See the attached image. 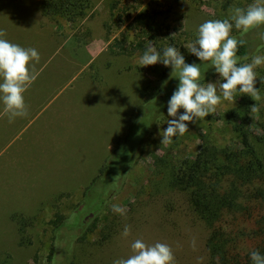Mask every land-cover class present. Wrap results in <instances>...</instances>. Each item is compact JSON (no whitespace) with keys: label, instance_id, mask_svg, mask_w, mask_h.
<instances>
[{"label":"rangeland","instance_id":"374dc122","mask_svg":"<svg viewBox=\"0 0 264 264\" xmlns=\"http://www.w3.org/2000/svg\"><path fill=\"white\" fill-rule=\"evenodd\" d=\"M126 1L90 0L86 15L71 25L64 20L52 22L43 18L39 10L41 0H0V28H10L15 32L20 27L21 32L35 35L34 38L45 42V46H52L51 41L56 42L53 45H61L70 58L75 57L79 63L85 64V80L96 82L99 86L94 91H86L79 100L84 108V119L80 116L78 125L79 135L70 136L68 143L62 145L64 152L54 155L53 168L46 170L47 174L51 172V176L38 177L36 183L22 193L21 199L0 200V262L7 258L11 264H32V258L37 254L40 264H45L52 237L51 221L55 214L68 216L72 212L81 201L87 183L103 165L142 102L150 100L162 86L160 72L170 66L158 63L157 73H152L138 63L144 52H150L148 47L140 46L129 56L118 55L111 50L117 37L113 30L116 11L112 6L115 3H118L115 7L122 6ZM253 2L231 0L229 7L222 10L224 0H141L137 12L123 27L132 41L134 32L131 25H141L147 12L155 9L161 13L160 20L167 18L171 25L181 28L185 33L181 41L187 55L193 56L187 45L197 39L199 25L208 20L230 19L233 8H246ZM262 32L264 25L247 33L233 26L231 36L246 43V53L238 56V63L250 62L255 55H264V41L259 39ZM185 63L200 65L199 82L202 85L220 79L210 61L201 62L194 56ZM255 71V86L261 96L259 101L239 92L234 101L224 100L221 96L214 112L189 123L188 132L177 134L170 144H161L162 131L169 119L167 113L151 125L133 167L114 184L112 191L109 188L104 194L109 201L100 213L96 230L72 250L74 264H113L115 260L126 259L132 254L131 243L136 239L148 245L157 242L168 244L175 258L174 264L203 262L207 232L200 226L192 225L189 217L182 216L184 212L180 209H164L166 194L159 195L155 206L149 205L144 195L150 189H162L167 179V168L178 160L193 158L200 139L206 138L218 147L236 142L238 136L226 124L225 117L242 98L247 97L257 104L259 110L255 112L256 117L264 121V65ZM167 80L177 89L179 81L175 74L167 76ZM217 94L220 95L219 90ZM182 113L183 109H179L177 115ZM253 142L264 161V144ZM160 158L166 162L157 166L154 161ZM102 187L101 183L95 187L96 196L101 193ZM114 204L126 209V213L113 212ZM13 215L33 219L25 234L29 242L20 244ZM126 225L131 231L125 238L121 233ZM58 256L60 259L61 254Z\"/></svg>","mask_w":264,"mask_h":264},{"label":"trees","instance_id":"16d2710c","mask_svg":"<svg viewBox=\"0 0 264 264\" xmlns=\"http://www.w3.org/2000/svg\"><path fill=\"white\" fill-rule=\"evenodd\" d=\"M230 2L224 0L222 10H226ZM140 3L141 0H128L122 6L115 7L118 3L112 6L116 11L113 30L117 33L112 52L129 56L143 46L162 55L164 48L172 46L185 61L194 57L187 55L181 41L185 35L181 28L171 25L167 18L160 20L161 13L155 9L147 12L141 25H131L134 35L130 41L123 26L137 12ZM89 6L90 0H41L39 10L49 21L64 20L72 25L86 15ZM245 53L246 43L238 46L237 56ZM157 66L158 63L146 68L157 73ZM171 74V67L160 72L162 86L150 100L142 102L103 165L87 183L81 201L72 212L68 216L55 214L45 264H74L72 250L96 230L100 213L107 207L109 199L104 194L109 188L112 191L114 184L133 167L151 125L167 113V103L176 90L167 80ZM252 105L244 97L225 117L226 124L238 136L236 142L218 147L206 138L200 139L195 156L169 166L162 189H150L144 195L146 202L155 206L159 195L166 194L164 209H180L192 225L207 232L204 260L199 264H253L251 252L264 256V161L253 142L264 144V121L256 117ZM154 162L160 166L166 161L160 158ZM100 183L102 191L96 196L95 187ZM12 221L16 224L20 244L29 242L25 234L33 219L13 215ZM0 264L11 263L6 258ZM32 264H40L39 255H34Z\"/></svg>","mask_w":264,"mask_h":264},{"label":"clouds","instance_id":"9594fccd","mask_svg":"<svg viewBox=\"0 0 264 264\" xmlns=\"http://www.w3.org/2000/svg\"><path fill=\"white\" fill-rule=\"evenodd\" d=\"M230 19L208 20L197 29V39L187 45L188 51L201 62H211L212 68L218 74L219 80L202 85L200 65L187 64L185 58L175 47L163 49L162 55L158 51L144 52L139 58L141 67L162 63L171 67L172 75L179 81L177 89L167 103V127L162 131L161 144L172 143L177 134L188 132V124L197 118H204L214 112L216 106L224 100L234 101L239 92L251 97L254 101L261 99L259 89L256 88L255 69L264 65V55H255L250 62L238 63V46L245 43L231 36L233 26L237 30L247 33L249 30L264 25V0H254L246 8L235 7ZM6 33L0 30V104L3 113L7 115L9 123L17 117L28 116V109L24 101V93L37 78L35 64L40 56L35 48H23L9 42L3 37ZM264 41V32L259 34ZM248 60L247 57L243 58ZM218 90L220 95H218ZM183 113L177 115L178 110ZM253 112L258 111L257 104L251 106ZM115 213L124 215L126 209L120 205H112ZM130 226L124 227L121 235H130ZM131 255L126 259H118L113 264H174L175 258L171 247L166 243L157 242L146 244L141 239L131 243ZM253 264H264V256L253 251L250 254Z\"/></svg>","mask_w":264,"mask_h":264},{"label":"crops","instance_id":"0c3cea01","mask_svg":"<svg viewBox=\"0 0 264 264\" xmlns=\"http://www.w3.org/2000/svg\"><path fill=\"white\" fill-rule=\"evenodd\" d=\"M19 29L0 28L9 42L35 48L40 60L35 64L37 78L24 93L28 116L9 123L0 104V200L21 199L38 177L51 176L46 170L53 168L54 155L64 152L62 145L70 136L79 135L80 116L84 119L79 100L99 87L85 80V64L70 58L61 45L51 41L52 46H45Z\"/></svg>","mask_w":264,"mask_h":264}]
</instances>
